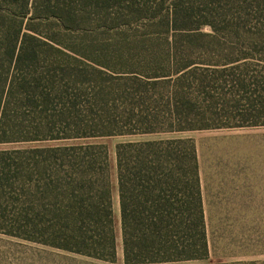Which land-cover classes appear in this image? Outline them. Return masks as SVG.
<instances>
[{
  "label": "trees",
  "instance_id": "obj_1",
  "mask_svg": "<svg viewBox=\"0 0 264 264\" xmlns=\"http://www.w3.org/2000/svg\"><path fill=\"white\" fill-rule=\"evenodd\" d=\"M162 3L159 7L146 0H0V144L264 126V102L259 107L239 106L228 112L233 117H199L203 113L193 97L194 89L209 94L228 86L231 93L264 100V75L246 70L249 56L257 54L264 61V41L241 36L173 39L171 30L210 21L206 17L197 21L173 0ZM97 13L116 15L113 20L123 26L160 19L166 29L104 46L124 52L118 59L127 69H121L119 77L134 81L130 102L144 107V116L80 117V89L93 64L114 68L107 61L92 64L82 53L92 45L79 43L70 34L90 27ZM212 50L225 53L222 63H198L189 59L191 55L188 60L182 56ZM202 65L227 69L230 80L201 76L190 83ZM115 157L124 263L207 259L195 144L183 139L125 143L116 147ZM113 223L104 147L65 144L0 152V234L114 262Z\"/></svg>",
  "mask_w": 264,
  "mask_h": 264
},
{
  "label": "rangeland",
  "instance_id": "obj_2",
  "mask_svg": "<svg viewBox=\"0 0 264 264\" xmlns=\"http://www.w3.org/2000/svg\"><path fill=\"white\" fill-rule=\"evenodd\" d=\"M146 1L160 7L163 1L172 0ZM173 1L187 13L194 15L197 21L204 22V17L210 21L201 27L188 24L184 31L171 30L168 34L173 39L193 36L209 41L212 37L235 39V36H241L242 39L264 41V0ZM217 13L222 16L218 17ZM101 14L93 16V24L90 27L70 33L79 43L92 45L89 49L82 50L83 55L89 57L92 64L95 60L102 63L107 61L108 65L114 67L107 70L93 64V69L89 71L86 82L82 83L80 89L82 112L80 117H141L144 107L130 102L132 100L130 95L136 89L134 81L119 77L121 69H127L123 61L118 59L124 52L116 51L117 48H110L111 46H104L124 37L161 34L166 29L160 26V19L154 23L139 21L130 26H123L119 25L121 22L116 24L118 20H113L116 15ZM223 54L212 50L186 52L182 56L188 60L186 56L191 55L192 58L189 59H194L198 63L215 64L224 61ZM249 57H252L246 62L249 74L264 75V61L260 60L262 58L257 54ZM225 70L212 66L205 69L202 65L194 77L190 78V83H195L201 76L215 81L230 80L227 78L230 77V71ZM219 83H222V80L217 81V85ZM218 89L209 94L194 89L193 97L196 100L194 102L200 113H203L199 117H233L235 114L228 112L239 109V106L253 103L259 107L261 105L259 103L264 102L256 95L231 93L228 86ZM124 93L126 96L120 98ZM131 109H134L133 112ZM261 117H264V114ZM168 139L191 140L195 144L209 248V255L205 260L173 264H264V126L111 136L68 142L0 144V152L65 144L104 147L108 153L116 241L115 261L104 262L0 234V264H125L121 244L116 147L125 143Z\"/></svg>",
  "mask_w": 264,
  "mask_h": 264
}]
</instances>
